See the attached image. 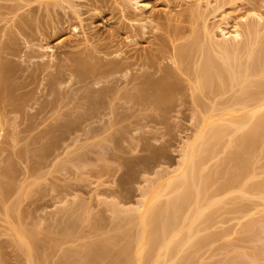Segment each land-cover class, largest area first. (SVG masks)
Segmentation results:
<instances>
[{"label": "rangeland", "instance_id": "obj_1", "mask_svg": "<svg viewBox=\"0 0 264 264\" xmlns=\"http://www.w3.org/2000/svg\"><path fill=\"white\" fill-rule=\"evenodd\" d=\"M136 1L0 0V41L8 38L21 50L20 57L1 52L3 60L19 63L24 76L43 70L34 83L25 87L28 93L24 99L32 101L25 107L27 114H20L23 118L17 113L0 116L3 127L0 131V264H58L63 257L66 259L63 264H121L126 249H130L125 252L130 255L129 261L132 259L130 264H152V259L141 258L142 245L133 243L142 232L139 219L143 212L155 202L163 206L168 200L172 191L166 190L167 183L180 172L187 143L201 126L229 125L247 115L246 111L217 110L211 115L207 111L213 102L217 108L223 107L224 101L242 86L227 87L230 83L226 81L225 94L221 89L224 84L219 88L218 83L219 93H214L215 85L213 94L206 90L201 93L195 86L196 81L179 69L172 81L173 90L164 99L154 96L139 99L135 89L129 90L124 83H119L114 86L117 96L97 111L89 112L86 106L76 103L85 90L78 89L80 84L69 76L66 60L111 38L121 43L122 52L145 53L158 49L157 61L174 68L171 59L174 46L193 43L200 45L198 50L201 45L208 48L204 27L210 34L215 32V39H219L221 34L216 26L220 22L229 21L231 26L243 16L246 21L239 23L241 31H248L254 37L251 30L257 28L259 33L257 29L254 32L257 37L260 35L262 43L256 44L260 42L259 37H254L255 41L249 36L246 39H252L264 54V0H140L138 5ZM133 25L145 27V33L133 37L125 28L133 29ZM191 33L198 35V41L195 39L198 43ZM197 49H191V55H187L191 60L186 57L189 68L199 56ZM30 50L35 52V58L25 56V51ZM254 79L251 81L259 80ZM53 82L58 93L45 96L55 100L53 106H48L51 110L47 107L48 113L46 110L39 116L33 115L45 100L42 92ZM257 82L254 87L249 86L251 82L247 86L254 90ZM124 94L133 95V102L125 101ZM35 98L38 104L33 103ZM60 124L67 127L52 128ZM28 125L36 128L27 130ZM260 126L255 144L251 141L252 148L251 144L238 145L245 127L236 129L234 125L229 134L213 140L216 150L207 146L206 151L211 154H206L209 159L201 171L205 181L202 188L207 189L208 199L214 195V207L210 206L213 210L208 207L214 215L211 219L206 217V224L208 219L211 221L208 226H202L201 222V228L202 234L209 238L202 237L205 242L201 244L194 241L200 245L197 249L194 243L192 247L184 245L177 259L171 261L233 264L239 259L240 264H264V205L261 203L264 193H260L264 188L255 190L252 183H264V121ZM233 141H237L235 145H231ZM248 148L251 151L245 157L252 164L250 169L255 171H251V179L247 178L254 189L249 188L252 190L244 198L240 194L242 190L238 191L244 178L237 177L233 170L242 157L241 162H245L243 155ZM235 178H243L239 180L242 181L239 187ZM239 196L246 200L240 202ZM233 201L240 202L238 207L243 211L237 206L236 209ZM249 221L252 230H246ZM148 237L149 232L145 240ZM127 242L132 244H128L129 249ZM91 243L101 245L89 254L93 255L92 263L87 257L89 262L83 257L82 263H78L80 257L76 258L73 253L85 250ZM126 245L122 252V246ZM155 246L151 248L156 249Z\"/></svg>", "mask_w": 264, "mask_h": 264}, {"label": "bare ground", "instance_id": "obj_2", "mask_svg": "<svg viewBox=\"0 0 264 264\" xmlns=\"http://www.w3.org/2000/svg\"><path fill=\"white\" fill-rule=\"evenodd\" d=\"M139 3L140 0H137L136 5H138ZM258 18H260V16ZM242 21L243 22L246 21V18L243 16L239 18V21H237L236 19V22L233 23L231 26H230L231 23H229V21L220 22V24L216 26V31L217 30L220 31L221 34V37L219 39H215V35H214L215 32L214 33L212 32V34H210L211 31L209 32V29H207V27H204V31L207 32L205 34L208 35L206 36V39L208 38L207 42L209 43L208 48L206 47L207 45H201L202 46L201 49L198 50L197 47H200V45L198 46L196 43H194L196 44V46H194L193 43L191 42H190L191 44L187 43L179 46H174L171 57L172 62L174 64V68H168L167 66H163L160 62L157 61L156 58H158L159 55L158 49H152L153 50L152 52L146 51L145 53L144 52L138 53L136 50L133 51V53H130L131 51L122 52L120 46L121 43L117 41L115 38L109 39L108 42L98 43V45L93 49L81 50L79 52H76L71 57H68V59L66 60L65 65L69 70V76L73 77L74 83L80 84L78 86V89L85 90V94L82 95L78 100H76V103H79L80 106H86L89 112L97 111L103 104L111 102L114 96L115 97L117 96V94L114 93V86L119 83L120 84L124 83L125 87L129 90L135 89L138 93L137 97L139 99L145 98V96L146 97L154 96L164 99L165 97H167L165 95L168 94L169 96V93L173 90L172 81L175 78V75H177L178 72L176 73V70L178 69L179 71L182 70L181 72H183L184 75L188 76L189 79H194L196 81L197 85L195 84V86H197V89L202 91L201 93H203V90L204 91L206 90L205 92L207 93L209 91L208 94H213L212 92L214 91V88L216 86L221 85L218 86L219 88H221L222 85L224 84L223 88H221L223 90V93L222 92L220 93L225 94L224 90L226 89L224 88L226 81H227L226 84L230 83V85H227V87L231 85L242 86L240 87V91H237L238 90L237 89L236 90L237 92L235 91L236 94L233 93V96H230L232 98H228L229 100L227 99L228 100L227 102H225L226 100L224 101V104H222L223 107L217 108L215 106L216 103L213 102L207 111L210 115L216 112L217 110L226 111L228 113H233V112L235 113L237 111H246L247 115H245V117L243 116V118H241L242 119L241 121L237 120L238 122L236 121V122L228 123L229 125L224 123H219V124L209 123L207 126H203V127L201 126V128L197 132H195L192 141L187 143L185 157L180 172L175 177H172L167 183L166 190L172 191V192L170 191L172 193L169 196L170 198L169 197L167 198L168 200H166L164 204H162L163 206H160V204H156V202L151 204L140 217L139 223L142 226L141 229L142 232L139 234V236L136 239H134V241L136 240L135 242H133V239H130L131 241L130 240L129 241L131 243L133 242L135 245L136 244L142 245V248L140 249L139 252L141 258L144 259L146 257L144 260L148 258L152 259L150 260L152 264H169V262L172 259L174 260L176 255H178V253L181 252V249L184 247V245L185 247L188 245H191L192 247L193 243L195 244V242L201 244V241H203L201 240V238L209 236V235L205 236L202 234L201 225L203 223L202 226L205 225L208 226V224L210 223L209 221H211L210 216L214 215V214H210L213 213V211L208 210V207L209 208L210 206L212 207V202L214 203V195L212 196L213 199L212 198L208 199V195L206 196L207 189L205 188V186H203V188H205L206 190H203L202 188V184L205 183V181L202 180L203 177L202 170H204L203 167L207 165L206 164L207 159H209L208 154H211L207 152L208 147L211 146L210 148L216 150L215 149L216 146L214 147L215 144H213L216 141L215 138L219 139L223 135L229 134V132L231 131L230 130L231 126L233 125L234 128L236 129L237 128L241 129L242 126H244L245 132L243 127L244 133H242V137L241 136L239 137L238 145L246 147L249 144H251L249 146L251 147L252 144L253 143L255 144L257 140L256 139V137H258L257 133L260 134L259 133L261 129L260 125L264 121L263 120L264 118V54L260 52L258 46H256L254 43L255 41L254 37H257V33H255L256 31L254 32V30L257 28L254 29L252 28L253 30H251L254 33V37L253 34H251L250 32L248 34V31L244 33V31L243 32L241 31V25L239 24ZM229 27L231 29H229ZM125 28L126 30H128V32L133 33V37L136 36L137 34L142 35L143 33H145L144 31L145 27L138 28L133 25V29L130 26L128 28L127 27ZM248 28L249 29L247 30L250 31L251 28L249 26ZM258 31L259 30L257 29V32ZM192 33L191 35L193 36L191 37L195 36L193 38L194 41L195 39H197L198 41V38L196 37L197 34L195 35ZM248 36L249 38H252L254 41L252 39H248V38L246 39V37ZM243 37L246 40V41L244 40L245 42L242 41ZM258 39H260V37ZM261 40L262 39H260V42L258 40L256 44L262 43ZM191 45H193L194 47ZM193 48H196L197 49L196 51H199L200 54L197 52L199 56L198 57L196 56L197 57L196 60L195 61L192 60L191 62L189 61L190 63L194 61L192 63L194 64L193 68L191 66L192 64L190 65L189 68L188 67L189 64L187 65L188 60H186V57L191 53L190 51L191 49L193 50ZM1 52H5L6 55L20 57L21 50L17 49V47L14 45V42L12 40H9L8 38H6L4 41H0V116L1 115L7 116V114L9 113H14V114L17 113L18 116L23 113H24L23 115H26L27 112L25 114L26 111L25 107L30 104L31 99H24V96L27 95L28 93L27 91H25V87L34 83L35 77L39 76L41 72H43V70L40 69L39 72L34 71L32 74L24 76L22 66L19 63L12 64L11 60L9 59L4 61L3 60L4 55H1ZM100 53L101 55H98ZM25 56L28 58H35L36 54L33 50H30V51H25ZM188 59L191 60V58ZM185 61L186 64H184ZM183 65H185L184 67H186V70L184 67H182ZM34 66L35 67L39 66L38 62L34 63ZM182 68H184V70ZM170 69L171 70L174 69L173 72L175 71L174 72L175 74ZM123 71H126V73H123ZM57 75H60V73L58 72ZM29 77L30 80H27V78ZM253 77L259 79L256 80L258 81L257 88L255 87L256 90L254 88H253L254 90L250 88L256 83V81L255 82L251 81V80H255ZM249 83L252 85H249ZM247 85H249L250 87H248ZM233 86H231V88ZM218 87H216L215 90L218 89ZM56 88L57 87L55 82L51 84H47L46 92H42L43 96L49 97V96H53L54 94L56 95V93H58L56 92L58 91L56 90ZM219 90L214 91V93L215 92L219 93ZM148 98L147 100H150ZM49 99L48 98L46 99L45 97V100L36 107V111L33 115L39 116L41 113L46 112L47 110L46 108L48 106L50 107L53 106L55 100H53V98L50 100ZM34 100L35 101L33 103H37L36 98ZM124 100L132 103L133 95L131 94L125 95ZM158 100L160 101V99ZM50 107H48V109H50ZM111 109L113 108H110V110ZM48 112L49 111L47 110L46 113ZM1 121L2 120H0V122ZM75 121L73 120V122ZM239 121L241 124L239 123ZM31 127L33 128L35 126L28 125L27 130L31 129ZM55 127L59 128V127H67V126H65L64 124H60L58 126L56 125L54 127L52 126V128ZM1 130H3L2 125H0V131ZM258 130L259 132H257ZM211 138L214 139L211 140ZM213 140L215 141L213 142ZM252 140H254L253 143H251ZM218 141L216 142V144L219 143ZM236 142L233 141L231 145L232 144L235 145ZM206 143L207 145H205ZM199 148L200 151L198 150ZM201 150L202 151L205 150L206 152H201ZM245 150L248 152H246L245 155L243 156L245 162H247L248 158H246L245 156L247 153L251 151V149L249 150L248 148ZM210 157L212 156L210 155ZM241 159L238 160L240 161L239 162L240 165L242 163H244L245 165L243 164L242 166H240L239 163L236 162L235 165L238 164L239 166L238 165L235 166L236 168L234 167L235 170H233V172L235 171L237 172L236 173L237 177L244 178L242 179L245 182L240 178L243 181V182L241 181L243 185L239 181L240 180L239 178H235V179H237V181L239 182L237 183L236 187H239L240 186L239 184H241L242 186V189L240 186L239 187L240 189L238 188L239 189L238 191L242 190V193L240 194L242 196L244 195L243 197L246 198L247 196L245 195H249L250 193L248 194V191L254 189V186H255V190L259 188L263 189L264 183L262 184L260 181L259 184L255 185L256 182H252L254 183V186L252 187L250 185L252 184L250 182L252 176L250 178L249 175L251 174V171H255V168L254 170L250 169L253 168L251 167L252 164L250 163V161L247 162L248 165L250 164L249 167H247V164L245 162H241ZM252 173L255 174V172ZM248 176L250 179L247 178ZM245 179L248 182H246ZM232 183H235V181L234 182L232 181ZM232 183L231 184L228 183L229 186L232 185ZM248 183L249 186L251 187H248ZM227 187L228 186H226V189L228 190ZM221 189L222 191H224L225 187L224 189L220 188L219 190ZM263 191L262 192L259 191V192L263 195L264 193ZM256 192L258 193V195H261L258 191ZM209 196L211 195L209 194ZM242 196H239L238 198H240L241 200ZM243 199L240 202L242 201L244 202V200H246ZM237 202L233 201V204L236 203L234 205L236 209L240 207L238 205L240 204V202L239 203ZM261 203H263L264 205V202ZM236 206L239 207L237 208ZM185 207L189 211L187 209L185 210ZM212 208H210V210ZM240 209L241 208H239L238 210ZM184 211L185 212L188 211V212L185 214ZM207 211L209 214L207 213ZM241 211L243 210L241 209ZM206 217L210 218L208 219L207 224H206L207 222ZM246 224H248V222ZM249 224H248L249 226L246 225L247 226L246 230L248 228L251 229V227L253 228V226H251L252 225L251 222ZM147 232H149V237L145 240V234ZM208 238L209 237H207V239ZM151 242L155 243L156 246L155 244H151ZM131 243L127 242V245L129 244L131 246L132 245ZM197 243L195 244L196 246L198 245ZM127 245L126 247L122 246V248H124L123 250H121L122 252H124V250L127 248ZM129 245H128V249L130 248ZM153 245L156 247V249H152L154 247ZM198 246L200 247V245ZM198 246L196 247V249L198 248ZM96 247L100 248L101 245L91 243L90 245L87 246L85 250L74 252L73 256L75 254L76 258L80 257V261L79 259H77L79 261L77 262L82 263L81 258L84 257V259L86 260L87 258L91 259L93 257V255L90 256L89 254L93 253L94 250L96 251L97 250ZM128 251H130V249ZM128 251L127 249L125 250V252ZM152 251L154 252L151 253ZM125 252H124L125 256L122 253L123 254L122 256L125 257V260L123 257V259H121V264H130V261L132 259L129 257L130 258L129 261L128 256L130 255L129 253L127 254ZM147 254L148 255L152 254V255L146 256ZM61 259L59 260V262L56 263L63 264L64 262H66L65 257H63L62 260ZM73 259L74 258H72V260ZM87 260L86 263L89 262ZM122 260L124 261L122 262ZM241 261L242 260L240 259V262ZM90 262L92 263V259ZM172 262L173 261H171V263ZM236 262L235 264H240L239 259ZM174 263L179 264L177 263V261H174L172 264ZM241 263L244 262L242 261ZM137 264H141V263H137Z\"/></svg>", "mask_w": 264, "mask_h": 264}]
</instances>
